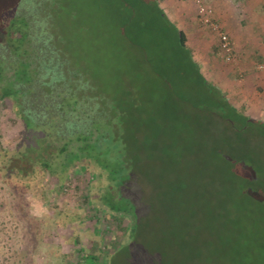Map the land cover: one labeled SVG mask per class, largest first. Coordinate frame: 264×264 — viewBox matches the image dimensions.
Returning a JSON list of instances; mask_svg holds the SVG:
<instances>
[{
    "label": "trees",
    "instance_id": "obj_1",
    "mask_svg": "<svg viewBox=\"0 0 264 264\" xmlns=\"http://www.w3.org/2000/svg\"><path fill=\"white\" fill-rule=\"evenodd\" d=\"M90 83L32 4L0 0V103L22 125L13 146L3 145L0 134V183L37 247L54 245L50 251L58 264H229L232 258L212 248L210 237L233 230L230 223L238 233L243 229L238 213L232 216L223 204L220 185L227 181L214 168L234 160L216 145L185 138L163 116L161 123L141 113L136 122V103L128 93L123 100L115 90L94 91ZM93 104L95 114L81 123ZM224 118L226 127L257 124L244 109ZM243 166L239 169L249 175ZM73 178H84L82 212L56 204L55 194ZM212 186L220 192L216 202ZM248 188L254 189L251 184L239 189L240 199L258 201ZM228 215L229 224H220ZM86 223L102 233L86 234ZM109 229L120 233L118 242L107 238ZM48 231L59 242L53 244ZM151 232L158 234L156 242ZM221 241L230 246L229 238Z\"/></svg>",
    "mask_w": 264,
    "mask_h": 264
},
{
    "label": "rangeland",
    "instance_id": "obj_2",
    "mask_svg": "<svg viewBox=\"0 0 264 264\" xmlns=\"http://www.w3.org/2000/svg\"><path fill=\"white\" fill-rule=\"evenodd\" d=\"M27 1L40 15L46 29L57 35L71 61L83 68L91 89L97 92L115 90L123 100L128 98V93L130 100L136 103V122L141 121V113L147 115L148 112L154 120L165 122L173 129L179 128L185 138H194L206 147L216 145L219 151L234 160L228 167L216 164L214 168L218 169L215 175L227 181L220 185L224 193L223 204L233 213L232 216L238 213V228L243 229L238 233L237 224H229L230 215L220 218V224L224 222L234 228L222 235L229 238L230 246L228 242L226 246L222 243L220 235L213 234L210 237L212 248L218 253L227 251V256L232 258L229 264H264V202L243 200L238 194L239 189L250 184L264 194V133L260 134L264 118L255 119L248 111V117L256 120V125L250 124L245 129L226 127L229 122L224 117H237L242 112L219 82L220 74H226V68L233 64V60L218 57L213 62L216 66L213 73H206L208 78L203 79L199 61L189 48L179 43L174 26L166 19L164 0ZM202 2L213 9L217 19L212 1ZM220 25L228 31L227 25L222 22ZM226 102L237 110L226 108ZM95 109L94 104L86 107L81 123L87 116H93ZM160 116L165 117L164 122ZM12 117L10 109L0 103L1 142L7 147L13 146L22 130L21 123L12 122ZM202 155L208 156L204 151ZM241 163L245 169V165L251 166L256 177L251 173L244 174L245 171L239 169ZM222 170L228 172L220 174ZM79 176L83 177L82 174ZM229 178L233 179L228 182ZM84 185V178L70 180L67 189L55 194L56 204L72 209L77 207L82 212L81 208L87 207L82 202ZM210 191L215 202L218 201L220 192L217 187L212 186ZM8 192L0 183V264L60 263L52 253L54 245L37 247L39 243L20 221L22 214L17 211ZM101 229L86 223L83 232L101 234ZM49 232L52 243L59 242ZM106 234L112 243L120 239L116 229H109ZM149 237L156 242L158 234L151 232ZM237 250L241 254H237Z\"/></svg>",
    "mask_w": 264,
    "mask_h": 264
},
{
    "label": "crops",
    "instance_id": "obj_3",
    "mask_svg": "<svg viewBox=\"0 0 264 264\" xmlns=\"http://www.w3.org/2000/svg\"><path fill=\"white\" fill-rule=\"evenodd\" d=\"M211 1L216 20L228 26L235 49L233 64L219 76L221 87L235 99L233 104L244 109L245 115L251 111L255 119L264 118V69L259 68L260 62L264 64V0ZM164 5L166 19L174 26L179 43L182 45V32L184 47L193 52L202 76L208 78L206 73H213V62L222 55L217 32L200 19L198 0H164Z\"/></svg>",
    "mask_w": 264,
    "mask_h": 264
},
{
    "label": "built area",
    "instance_id": "obj_4",
    "mask_svg": "<svg viewBox=\"0 0 264 264\" xmlns=\"http://www.w3.org/2000/svg\"><path fill=\"white\" fill-rule=\"evenodd\" d=\"M199 3V16L203 24L210 26L217 32L220 42L221 55L225 61H232L235 58V49L230 35L222 29L220 23L216 20L213 9L207 7L202 0ZM264 69V64L259 66Z\"/></svg>",
    "mask_w": 264,
    "mask_h": 264
},
{
    "label": "water",
    "instance_id": "obj_5",
    "mask_svg": "<svg viewBox=\"0 0 264 264\" xmlns=\"http://www.w3.org/2000/svg\"><path fill=\"white\" fill-rule=\"evenodd\" d=\"M245 167L247 170L250 171L252 176L255 178L256 176H255V171L253 170V168L251 166H247V165H245ZM247 193L258 201H264V194H262L256 190H253L252 188H248Z\"/></svg>",
    "mask_w": 264,
    "mask_h": 264
}]
</instances>
